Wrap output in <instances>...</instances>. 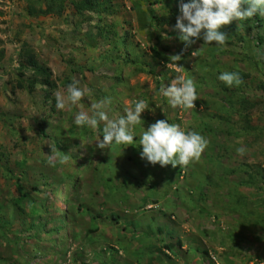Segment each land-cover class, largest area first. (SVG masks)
Here are the masks:
<instances>
[{
	"label": "rangeland",
	"instance_id": "rangeland-1",
	"mask_svg": "<svg viewBox=\"0 0 264 264\" xmlns=\"http://www.w3.org/2000/svg\"><path fill=\"white\" fill-rule=\"evenodd\" d=\"M83 1L67 0L63 6L57 1L47 12L45 0H0V220L13 225V231L0 240V264H21L20 257L33 255V248L40 253L51 249L49 240L42 239L43 222H37L33 237L27 230L38 218H27L28 213L32 207L40 211L43 203L39 198L44 194L36 188L69 183L70 160L55 166L47 162L51 144L70 159L76 158L77 165L86 166L91 159L95 168L93 179L92 169L80 168L84 177L68 221L62 222L55 211L59 203L49 200L57 204L49 212L54 220L51 226L64 229L51 264H264V90L259 87L264 82V46L256 40L262 30L240 29L253 49L228 38L226 47L213 44L199 50L203 40H198L183 53L178 64L185 71L178 73L169 66V57L179 54L184 45L175 30L177 16L169 8L178 11L181 0H173L170 6L166 0H94L95 10L88 12L91 17L86 20L74 8ZM154 1L160 3L152 7L155 15L169 14L174 20L158 33L149 28L153 35L147 39L136 9ZM29 5L35 9L29 11ZM232 25L240 26L235 21ZM23 45L39 66L51 72L56 84L52 99L57 91H66L63 82L68 76L91 89V95L81 101L83 110L101 99L98 88L109 89L113 86L109 78L120 75V85L106 93L112 101L109 117L119 118L140 99L149 105L140 117L143 124L133 127L136 142L101 151L96 142L99 136L102 139L103 124L97 129L78 128L74 116L79 106L58 110L51 100L44 104L38 82L32 91L19 88L32 75L28 69L22 75L18 71ZM139 69L144 72L138 73ZM225 71L247 77L239 86L228 87L218 79ZM180 75L196 84L194 109L173 108L159 92ZM242 108H249V121L239 117ZM158 120L198 132L209 141L199 162L186 169L161 168L140 158L142 130ZM39 129L52 139L50 143ZM238 148L246 149L242 156ZM6 169L21 175L23 193L35 203H15L17 183L5 177ZM79 204L88 210L92 223L88 216L78 217ZM52 232L49 228L48 235L54 239ZM163 245L170 246L172 256ZM205 251L207 257L202 256ZM49 254L52 258L55 253Z\"/></svg>",
	"mask_w": 264,
	"mask_h": 264
},
{
	"label": "clouds",
	"instance_id": "clouds-1",
	"mask_svg": "<svg viewBox=\"0 0 264 264\" xmlns=\"http://www.w3.org/2000/svg\"><path fill=\"white\" fill-rule=\"evenodd\" d=\"M257 13L264 16V0H189L187 3L181 0L175 30L179 31V40L184 47L179 54L169 57V66L176 72L183 73L185 69L178 62L188 48L198 40H203L199 50L205 45L213 44L219 48L226 47L228 37L220 31V28L233 21L253 18ZM218 79L228 87L239 86L242 83L236 72H222ZM159 92L168 99V103L173 108L182 106L186 109H194V102L198 100L194 80L183 75L162 86ZM86 94L91 95V89L82 88L74 79L67 85L65 92L55 93V107L64 110L79 106L81 110L74 116V124L78 128L97 129L103 124L102 139L99 136L96 142L97 148L101 151L113 145H131L136 142L133 127L143 124L140 117L149 107L146 100L134 101V107L125 108L123 115L111 119L108 114L111 98H102L93 102L88 110H83L81 101ZM208 143L209 141L198 132H185L178 124L158 120L147 130L143 128L139 139L141 149L139 154L142 160L152 166L159 164L163 168L171 165L173 168L179 166L186 169L190 164L199 162ZM48 146L50 154L46 156L50 166L69 162V155L58 151L55 144ZM236 151L242 156L246 149L238 148Z\"/></svg>",
	"mask_w": 264,
	"mask_h": 264
},
{
	"label": "trees",
	"instance_id": "trees-1",
	"mask_svg": "<svg viewBox=\"0 0 264 264\" xmlns=\"http://www.w3.org/2000/svg\"><path fill=\"white\" fill-rule=\"evenodd\" d=\"M36 1L38 3L41 0H36ZM57 1L59 2L58 5L63 6L67 0H45V2H46L45 10L47 12L53 11V8H54L53 5ZM166 1H168L169 6L171 3H173V0H166ZM93 3H94V0H84L83 2H78V4H74V8H75L76 13L79 16L85 18L84 20L90 18L91 15L88 12L91 13L92 11L95 10V7L92 6ZM144 3L146 4L145 9H140L141 7L137 8L136 9V12H137L136 15H137V18L139 21L138 25H139V27H141V30H143V32H146L147 39L152 38V35H153L152 32L149 31V28L152 27L154 32L158 33L161 26L167 25L168 22H173L174 16H178L177 14H179V10L176 11L178 7L171 6L169 9L174 12V14H173L174 16L167 17L169 14L168 15L165 14L163 17L157 16L154 14V9L152 7L154 6V4H160V3L158 1H157V3H156V1H154V3H149V2H144ZM173 5H174V3H173ZM34 9H35V7H33L32 5H29V11H32ZM56 13H60V9H58L56 11ZM235 22H237V21H235ZM238 23L240 24L239 27L235 26V25H232L230 27V24H229V25L225 26V29L222 30V32L225 33L228 38H231L234 40V44H242L243 46H245L247 48H252V47H250L251 42L244 38V37H246L245 34L241 35L239 33L240 29H243L244 31H252L254 29H260V30H262V33H261V35L260 34L257 35L256 40H257L258 46H260V47L264 46V31H263L264 19H263V17H261V15L259 13H257L253 18H250V19H247L244 21H238ZM158 36H159V34H158ZM152 52L155 56H157V57L160 56V53L156 49L152 48ZM19 58L22 60V63L18 64V71L20 72V74L22 75V72L24 70L28 69V70H31L32 75L30 76V79L27 82L26 86H24L23 82H21L18 84V87L19 88H27L28 91H32L35 89V86L38 82L40 84V86L42 87V92L44 94L43 103L46 104L51 100L52 106L53 105L55 106V99H52L51 96L55 90L56 84H54L52 81L51 72L48 69H45V68H43L37 64V62L35 61V55L33 54L32 51H30L29 47L26 45H23V47L21 48ZM242 59L244 61L246 60L244 55H242ZM239 60H241V59H236L237 62ZM247 62L249 63L250 61L247 59ZM255 66H256V64H255ZM142 72H144V70L139 69L138 73H142ZM145 72L148 75H153V72L151 70H148ZM246 77L247 76H242L241 79L244 80ZM262 78H264V75ZM73 80H74L73 78L71 79V77L68 76L65 78L63 85L67 86L68 84L72 83ZM109 80L110 81L113 80V86L118 87L120 85V82H121V76L118 75L115 78H111V79L109 78ZM116 82H119V84L117 85ZM112 87H110V88L112 89ZM259 87L264 90V82H262ZM109 89H106L103 87H100L97 89L98 92L100 93L101 99H102V97L103 98L107 97L106 93ZM96 100H99V99L97 98ZM248 109L249 108H242L238 114L239 117H241L244 120V122L249 121L248 117H250V116L247 114ZM42 122H44V121H42V120L39 121L38 126ZM242 131L244 134H249V130H247V129H243ZM39 133L42 134L45 141H48L49 143H50V141H52V139H50V137L48 135H46V133H43L42 130L39 129ZM57 142L60 145H62L59 141H55L56 144H58ZM58 147L60 150V146H58ZM88 150L90 151V153L93 152V149H91V148H89ZM91 161L92 160L90 159L89 160L90 163L88 162V165H86V166L81 165V164H83V162L80 165H77L76 164V158H72V159H70V164L72 166L71 171L68 174H66V179L69 182L68 184H66V185L60 184L56 188H52L51 185L46 184V186L41 187L42 190H40V191L38 190V188H36L37 191L40 192V194H44L43 198L42 197L39 198L40 200L43 201V203L40 205L41 206L40 211L39 210L36 211V209H34L33 207L31 208V211L28 213L27 218H31V217L34 218V216H37L38 218L35 222L33 221L32 223L28 224L29 229L27 227H25V229L27 228L28 232L31 234V237H33L34 232H35L33 230L35 229V226H37V222L38 221L43 222V224L40 227V229L43 232L42 239H48L49 240L51 249L49 251L44 252V253H40V250L33 248L34 254L33 255L27 254L28 256H30V259H27L28 256H25V255H24L25 257H20L21 264H51V263H55V261H56L55 255H58L56 253V251H57L56 245H58V243L59 244L61 243V239L64 236V235L62 236V233H63L62 231L64 229H62L61 227H57V226L56 227L51 226V223L54 220L50 216L49 212H50V210H53L52 208L57 206V204H52L49 202V200L53 199L57 203H59L58 210L55 209V211H59L58 216L60 215V218L62 217V222L68 221L69 213H70L69 209L71 211H73V205H74L73 201L77 195L76 191L78 190V187L80 184L79 181L81 180L82 177H84L82 170L86 169L89 172L92 169V173H93L92 179H93V177H95V170H94L95 168L91 167V165H92ZM80 168H83V169L80 170ZM3 171L5 172V177H7L8 179H14L15 183H17L15 185V193L17 194L18 197L15 198V201H18V202H15V203L19 204L22 201L30 203V204L35 203L31 199L30 196L23 193V189L21 188V185L19 184L21 175L17 176L13 172H11L7 169L3 170ZM178 173H179L178 176H180V171ZM21 174H23V173H21ZM43 178L45 179V181H47L49 179L47 176H44ZM248 180H250L249 182L253 181L252 176L249 175ZM261 180L264 184V176L261 177ZM48 188H50V189H48ZM230 211L233 213L231 208H230ZM39 213H41V214H39ZM76 214L80 218H83L84 216H88L89 217L88 223H92L90 213L88 212V210L85 209L84 205L79 204L76 207ZM42 215H45V217H43ZM243 217L245 218V216H243ZM111 218H112V220H115L117 218V216L112 214ZM88 219H87V221H88ZM12 227H13L12 221H3V220L1 221L0 220V240L1 241H3V239L6 238L7 234H9L10 232L13 231ZM49 228L53 229L52 234H54L56 236V238L51 239V237H49V235H48V229ZM89 232H91V231H89ZM176 246L177 247L181 246V242L178 239L176 241ZM162 248L168 254H170L172 256L171 252H173V250H171L170 246L168 247L167 245H163ZM62 249L65 250V247H63ZM49 253H55V254L53 255L52 258H50ZM202 256L207 257L208 252L207 251L203 252ZM168 259H169V257H168Z\"/></svg>",
	"mask_w": 264,
	"mask_h": 264
}]
</instances>
